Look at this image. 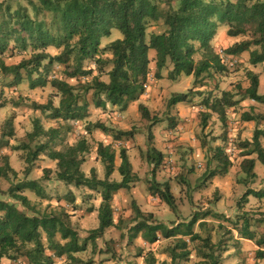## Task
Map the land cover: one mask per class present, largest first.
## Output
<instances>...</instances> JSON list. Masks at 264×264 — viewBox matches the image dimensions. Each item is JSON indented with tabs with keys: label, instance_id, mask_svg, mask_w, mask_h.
I'll return each mask as SVG.
<instances>
[{
	"label": "trees",
	"instance_id": "trees-1",
	"mask_svg": "<svg viewBox=\"0 0 264 264\" xmlns=\"http://www.w3.org/2000/svg\"><path fill=\"white\" fill-rule=\"evenodd\" d=\"M27 3V6L19 5L16 9L0 5V70L3 76L12 78L9 86H17L27 80L34 90L45 88L50 83L57 91L56 95L61 96L59 105L32 102L31 107L35 111L50 112L48 116L52 119L83 121L90 113L89 94L91 103L97 108H106L110 104L125 109L129 102L138 101L145 94L152 60L156 64V79L162 78L164 69H169L168 77L172 80L182 75L193 76L195 84L212 78L214 74L226 73L227 65L212 44L220 25L228 27V37H245L226 48L225 55L235 58L248 52L249 63L262 65L264 72V0H27ZM153 23L161 24L163 30L148 36V29ZM112 29L118 30L121 37L101 47L102 39L109 37ZM49 47H55L60 53L49 54ZM151 51H155L153 59L150 58ZM13 52H21L24 57L19 63L8 66L3 57ZM104 54L108 56L104 57ZM196 55L200 56L199 60H196ZM89 61L92 63L88 64ZM55 64L62 65L67 76L77 79L78 84L71 85L59 78L49 79L48 74ZM95 71L97 75H94ZM103 74L108 76V81L100 79ZM246 75L250 88L245 94L249 99L264 104V95L259 93V74L248 70ZM91 76L92 80L88 81ZM196 95L204 94L192 93L191 90L174 93L168 105L189 102ZM237 96L239 94L232 91H223L219 97H213L211 93L205 95L201 103L208 112L203 114V128L207 126L211 113L225 122L227 110L240 101ZM4 106L0 103V108ZM139 110L142 117L152 124L159 122L145 105L140 104ZM259 118L249 112L242 114L245 122H256ZM93 128L108 131L101 123H88L86 131L90 133ZM15 132L12 118L5 119L1 127L0 147L7 145V140L13 138ZM132 136L131 131H120L114 135V140L121 141L123 137ZM61 137L60 128L46 130L39 119H34L33 131L27 134L28 144L15 149H29L25 157L28 165H32L40 155H46L56 162L58 181L98 192L101 196L97 209L98 227L91 230L88 237L82 238L71 226L70 215L66 211L37 212L32 209L30 200L22 191L27 187L41 195L38 182L17 184L8 190L11 201L0 199V264L3 259H23L25 264H56L57 259L64 264H94L93 258L86 261L79 254L86 252L90 244L95 251L97 239L115 225L113 197L118 191L128 189L136 179L128 150L121 148L119 152L121 163L117 171L121 180H111L116 170L115 149L111 144L98 143L97 156L105 167V177L101 179L95 168L90 170L89 175L82 170L85 156L90 151L87 139L81 138L63 149L53 148L52 145L62 140ZM261 137H264V129L256 130L253 141L243 144L247 150L243 153L245 158L241 170L246 179L257 177L256 160L251 158L252 155L256 154L257 160L264 166ZM40 138L46 141L36 144L33 150L30 144ZM145 158L151 165V195L175 210L176 202L170 185L156 180L165 154L152 146ZM214 158L222 168H216L208 177L226 174L230 160L223 150L216 148ZM49 172L50 169H45L44 176ZM17 177L18 172L11 166L9 156H2L0 180ZM250 196L263 199L264 189L247 190L239 207L243 208ZM70 202L73 203V199ZM209 214H195L189 222H180L169 228L154 220L152 214L146 215L136 209V224L130 228V238L133 240L141 235L148 244H154L160 238H177V247L181 251H171L170 264H182L190 255L188 241L198 240L201 242L199 256L202 258L198 264H224L221 250L228 249L232 236L213 243L209 236L204 238L194 232V226ZM236 217L234 229L241 238L256 244L255 258L263 260L264 231L257 232L259 223L253 224L252 217L246 212ZM203 223L199 225L203 226ZM151 259L153 263V255Z\"/></svg>",
	"mask_w": 264,
	"mask_h": 264
},
{
	"label": "rangeland",
	"instance_id": "rangeland-1",
	"mask_svg": "<svg viewBox=\"0 0 264 264\" xmlns=\"http://www.w3.org/2000/svg\"><path fill=\"white\" fill-rule=\"evenodd\" d=\"M0 5L11 6L16 9L19 5L27 6V0H0ZM227 26L220 25L217 35L213 40L215 51L219 52L226 65L224 74H214L212 78L205 79L195 84L193 76L182 75L177 80L168 77V70L162 71V78L156 79L155 61L150 63V73L146 83V96L140 102H129L125 109L119 106L107 104L106 108H97L89 99V115L83 121H62L48 116L50 112L35 111L31 107L32 102L47 104L52 102L59 105L61 96L49 83L45 88L31 89L27 80L20 85L9 86L11 77L3 76L0 70V103L5 104L0 108V135L1 127L5 119L12 118L15 125V136L7 140V145L0 147V160L8 155L11 166L18 172V177L11 180H0V199L11 201L8 195L10 187L17 184H26L36 181L41 186V195L27 187L22 194L28 197L33 210L37 212L66 211L70 215V224L82 238L89 236L91 230L98 227L97 209L101 203L98 192L86 187L77 188L67 185L56 178V162L46 155L40 157L32 164L26 163L25 157L29 149H15L23 144H28L27 134L33 131L34 119H39L44 129L60 128L62 140L52 145L53 148L63 149L65 146L74 145L79 139L86 138L90 151L86 154V161L82 170L89 175L95 168L98 177H105L104 164L97 156L99 142L111 144L116 152V170L111 180L120 181L121 176L117 171L121 163L119 152L126 148L136 176L134 183L128 189L118 191L113 197V219L115 225L105 230L102 237L97 239V248L93 251L90 244L88 250L79 254L88 261L94 259V264H151V255L154 256L152 264H170V253L173 249L181 251L177 247L178 239L160 238L154 244H148L141 235L133 240L130 238V228L136 224V209L144 214H152L154 220L163 223L169 228L180 222H189L195 214L210 212L205 219L200 220L194 226V232L202 237H210L213 243L221 239L232 241L228 249L221 250L224 264H264L263 260H256L255 246L245 241L242 245L238 232L234 229L233 221L243 212L252 217L253 224L259 223L257 232L264 231V198L258 199L250 196L248 203L243 208L239 202L249 189H264V166L256 159L255 172L257 177L246 179L241 170L244 160L243 153L246 148L243 144L252 142L256 130L264 129V104L257 103L247 97L245 91L250 88V80L246 73L253 70L260 76L259 93L264 95V72L262 65L253 66L249 63V53H243L239 57H228L224 50L245 37H228ZM163 30L161 24L153 23L148 29V36ZM121 33L112 29L109 37L102 39L101 47L120 38ZM49 54L56 55L60 50L49 47ZM107 57L108 54H104ZM155 52H150L153 59ZM24 57L21 52L6 53L3 57L6 65H15ZM200 56L196 55V60ZM89 61L88 64H91ZM97 75V71H95ZM49 79L59 78L71 85H77V79L67 76L62 65L55 64L48 74ZM102 81H108V76H100ZM92 80V76L88 81ZM86 80H82V82ZM202 84V85H200ZM203 92L204 95H196L191 101L169 106L168 101L174 93ZM223 91H232L239 94L236 99L238 105L227 110L226 121L222 122L217 114L211 113L207 126L203 128V114L208 112L202 105L205 95L213 97L221 96ZM144 94V95H145ZM243 98V99H242ZM145 105L152 116L159 122L152 124L142 117L139 105ZM249 112L260 116L256 122H245L242 114ZM101 123L108 129L107 132L93 128L90 133L86 131L87 124ZM120 131H131L132 137H123L121 141H115L114 135ZM150 136L152 138L150 139ZM46 139L40 138L31 147L35 150L36 144L44 143ZM264 147V137L259 139ZM155 147L165 154V159L156 173L159 183H168L175 197L176 209L172 210L160 198L151 195L149 191L151 165L148 164L145 154L149 147ZM216 148H220L230 160L228 172L224 175L208 177L216 168H222L214 158ZM29 168V172L26 169ZM50 169L47 176L44 170ZM73 199V203L70 200ZM23 210L24 208L18 202ZM91 210V211H90ZM257 220H260L258 222ZM200 222L203 226H200ZM84 224L81 228L80 225ZM254 229V226L252 227ZM186 240H189L186 237ZM200 241H188L187 250L190 255L182 261V264H198L202 260L199 256ZM102 253H99V251ZM8 260V259H7ZM23 259L9 260L8 264H25ZM57 263L59 261L57 260ZM64 264V263H62Z\"/></svg>",
	"mask_w": 264,
	"mask_h": 264
},
{
	"label": "crops",
	"instance_id": "crops-1",
	"mask_svg": "<svg viewBox=\"0 0 264 264\" xmlns=\"http://www.w3.org/2000/svg\"><path fill=\"white\" fill-rule=\"evenodd\" d=\"M213 43V42H212ZM155 52V51H154ZM146 96V94L145 95H143L141 98H140V102H141V100L143 99V97H145ZM251 158H253L252 156H251ZM255 159V158H254ZM256 160V159H255ZM71 186V185H70ZM80 227L81 228H83L84 227V224L82 223L81 225H80ZM75 230H77V229H75ZM77 231H79V230H77ZM238 236H239V234H238ZM240 239V241H242L241 242V244L243 245L244 243H245V241H247V242H250V243H252L254 246H255V249L257 250L258 249V247L256 246V244L253 242V241H250V240H247V239H244V238H239ZM58 261H59V263H56V264H62L63 262L60 260V259H57ZM9 260H7V259H3L2 260V262H1V264H8L9 262H8ZM260 261V260H259Z\"/></svg>",
	"mask_w": 264,
	"mask_h": 264
}]
</instances>
